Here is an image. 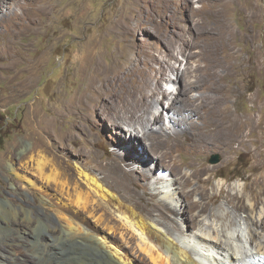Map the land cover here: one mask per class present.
I'll list each match as a JSON object with an SVG mask.
<instances>
[{
    "label": "rangeland",
    "instance_id": "374dc122",
    "mask_svg": "<svg viewBox=\"0 0 264 264\" xmlns=\"http://www.w3.org/2000/svg\"><path fill=\"white\" fill-rule=\"evenodd\" d=\"M28 1L24 0L20 7L12 6V10L24 13L21 24H17L19 23L17 20L10 23L0 22V225L5 227L9 224L22 225L28 220L31 210L37 212L40 210L41 200L26 188L25 182L16 181L11 176L6 159L9 155L13 156L14 163L19 169L25 167L22 170L24 175L36 178L37 169L29 157L37 155L44 147L54 149L52 155L55 157L57 170L59 169L57 172L69 174L72 172L69 168L75 170L74 166H78L99 177L107 188L136 205L144 215L150 217L147 214L150 212L154 219H160V211L156 207L158 201L165 200L175 205L178 203L168 196L169 192L176 188L169 184L175 176L164 170L161 160L155 157L154 152L159 155L160 152L151 151L145 146L147 150L142 153L140 146H144L147 141L135 136L136 123L131 127L121 122L122 127H125L123 131L116 127L109 115V106L103 104L101 98L95 97L94 103L81 106L79 97L87 85L86 75L93 73L98 61L106 68H109L112 62L118 61L124 65V70L127 68L146 70L148 73L153 66L156 69L153 72L155 75L153 86L156 87L159 83L164 89L167 87L168 93H176L179 86L177 82H173L176 73L166 64L167 74L163 77L160 75L161 64L153 59L164 60L169 50L180 61L171 60L172 65L180 66L181 69L186 67L187 60L182 54V48L187 42L200 41L201 28L197 20L202 19L200 18L202 14L196 12L202 10L204 0ZM236 1L237 3L230 8L235 29L239 33L244 31V16L249 13L254 14V17L248 28L258 33L253 45L254 51L250 46L245 47L239 42L241 56L237 63L240 71L237 87L233 89V96L229 99L234 112L239 111L238 113L249 116L255 111L258 102L264 103V58L262 55L255 56L256 52H264V0ZM250 2L255 3L253 9H250ZM43 5H48L50 9L48 16L41 11ZM16 31H19V34H16ZM11 55L17 59V63L10 66ZM249 59L261 60L259 71L251 68ZM194 93L196 96L201 94L199 91ZM162 96L160 94L154 100L155 115L161 106L157 102ZM108 101L111 102L110 99ZM194 104L200 110L213 113L219 110L223 102L220 99L214 102L205 94L202 101ZM164 105L166 107L167 103ZM262 111L264 114V107ZM164 116L167 117L164 120V128H168L170 124L172 126L168 112L165 111ZM149 118L150 122L143 126L154 131L159 129L160 125H153L152 114ZM216 120L219 127L215 126L211 132L201 133V136L230 144L225 153L216 150L200 159L184 154L182 156L169 154L165 162L179 177L186 173L194 177L186 182L185 194L189 195V198L187 197L189 202H197L196 200L201 198L197 168L204 165L202 167L208 166L211 171H200L202 178H210L208 189L210 193L216 195L217 200L212 210L223 213L224 216L230 211L222 199L223 193L219 183L226 185V189L232 192L243 194L246 207L238 215L232 214L227 219H217L210 214L195 217L197 222L193 226H186L187 222L183 221L190 214L188 212L187 215L180 213L173 215L172 218L177 220L179 218L183 230L203 229V223L206 221L204 230L210 224L227 229L226 232L229 233L242 229L247 238L246 212L252 210L253 203L256 204V213L264 209L263 202L260 204L254 202L257 179L264 174V169L258 165L256 145L253 142L242 145L223 128L222 119L218 114L215 116ZM127 129L130 130L127 132ZM253 136L251 133L252 138ZM114 158H119L117 160L120 165L127 171H132L130 195L121 188L122 184L117 178L119 174L116 168H112ZM215 158L218 162L212 163ZM150 171L155 177L164 180L159 184L152 182L149 187L148 191L156 193V197H152L142 185L145 182V173ZM182 181L185 182L183 178ZM11 182L15 185L12 186ZM193 189L198 191L190 194ZM47 190L48 188H45L43 191L46 195H53L52 189ZM177 208H182V205L178 204ZM196 210L197 208H191L190 212L194 214ZM165 222L167 223L161 225L164 232L183 238L182 232L173 228L172 219ZM123 232L129 240L123 239L121 236ZM215 232L218 230H211L212 235ZM105 233L110 234V229H105ZM21 234L23 233L14 231L6 233L0 229V251L25 260L26 264H38L36 258L44 253L36 246L35 235L33 232L24 233L29 238L27 239L25 235L20 238ZM114 235L119 239L118 245L124 247L129 244V248H125L126 252H135L145 258L148 264H154L140 252L136 243L131 241L130 231L122 228ZM219 237L225 240L224 233L219 232ZM245 237L243 242L238 240L235 242L241 249L246 244ZM53 256L62 258L65 253L57 250ZM2 259L0 264H9L2 262Z\"/></svg>",
    "mask_w": 264,
    "mask_h": 264
},
{
    "label": "bare ground",
    "instance_id": "6f19581e",
    "mask_svg": "<svg viewBox=\"0 0 264 264\" xmlns=\"http://www.w3.org/2000/svg\"><path fill=\"white\" fill-rule=\"evenodd\" d=\"M23 1L0 0V13H3L0 15V22L9 21L10 23V21L17 20L19 23H16L21 24L25 15L23 12L18 13L17 10H12V6L20 7L23 5ZM236 3V0H204L202 10L197 9L196 12L202 14L200 16L202 19L197 20L201 28H199L200 41L194 40L183 44L182 54L187 60L184 69L172 65L171 60L180 61L169 50L164 60L153 59L161 64L160 75L163 77L167 74L168 65L176 73V78L173 80L179 85L176 93H168L167 87L164 89L159 83L156 87L153 86L152 82L155 78L153 72L156 71L153 66L151 67L152 73H148L146 70L129 68L124 70V65L118 61L112 62V65L106 68L98 61L95 66L93 65V73L90 72L85 77L87 85L79 97L81 106L92 104L95 102V97H99L103 104L109 106V115L113 118L112 123L116 127L123 131L125 127H122L121 122L131 127L136 123L134 132L137 134L135 136L147 141L144 146H140L142 153L147 150L145 146L151 151L158 150L160 155L154 152L155 157L161 160L164 170L168 171L170 175L174 174L175 178H172V182L170 181L169 184L176 188L172 189L168 196L178 203L175 205L165 200L158 201L156 207L160 211V219H154L150 212L147 214L151 218L144 215L136 205L107 188L99 177L78 166H74L75 170L69 168L72 170L69 174L57 172L59 169L57 170V163L52 155L53 148L50 150L44 147L37 155L29 157L30 161L35 164L34 168L37 169L36 178L24 175L22 170L25 167L19 169L14 163V157L8 156L6 163L12 174L10 175L16 181L25 182L26 188L41 200L42 206L38 212L29 211L30 216L27 217L28 220L24 221L25 223L21 222L22 225L8 223L9 225L6 227L0 225V229L6 233L13 231L14 233H23L19 236L20 238L24 237V233L33 232L36 246H39L40 251L44 253L36 258L38 264L46 262L49 264H148L141 255L125 251V248H129L127 242L128 245H124V247L117 244L119 239L114 233L122 228L132 233L131 241H134L140 252L144 253L154 264H264V209L256 213V204L253 203L252 210L246 212L248 213L246 219L247 238L242 229L229 233L226 232L227 229H220L210 224L204 230L206 221L203 223V229L183 230L178 221L179 218L178 220L172 218L173 215L190 213L183 220L187 222L186 226H193L197 222L195 217L206 214L215 216L217 219H227L232 214L238 215L246 207L244 195H241L240 192H232L230 189H226V185L219 183V188L223 193L222 199L230 211L225 216L223 213L213 211V206L217 204L216 195L210 193L208 189L210 178L203 179L200 172H209L211 169L208 166L200 165L201 167L197 168L199 170L197 180L201 185V198L197 199V202H189L187 199L189 195L185 194L186 182L194 177L192 178V175L188 173L179 177L174 169L165 162L166 156L169 154L181 156L184 154L200 159L216 150L225 153L230 148V144L212 141L201 136V133H208L215 126L219 127L218 121H215V116L218 114V117L222 119L223 128L242 145H246L248 142H253L256 145V149H254L258 165L264 169V114L262 111L264 103L258 102L253 114L245 116L242 115L243 113H238L239 111L234 112L229 101L233 96V89L237 87L238 72L240 71V66L237 63L241 56L239 42L243 43L245 47L250 46L254 51L253 45L258 38V33L250 31L248 28V24L253 21L254 14L247 13L244 16L245 29L242 33L235 29L230 8ZM249 6L250 9H253L255 3L250 2ZM41 11L48 16L50 9L48 5H43ZM17 33L19 34V31H16ZM261 55L264 58V52L255 53L257 57ZM10 60V66L17 63V59L12 55ZM249 61L252 65L251 68L260 70L261 60L249 59ZM166 64L168 65L166 66ZM195 91H199L200 96L194 95ZM160 94L163 96L157 103L161 106L158 107L155 115L153 112L154 100ZM205 94H208L214 102L218 99L223 102L218 111L209 113L195 107L194 103L202 101ZM165 111L168 112V119L172 123V126L170 124L168 128L163 126L164 120L167 118L164 116ZM151 114L154 118L153 125H160L159 129L155 131L143 126L146 122H150ZM139 122L141 123L137 125ZM251 133L254 134L253 138ZM117 159L114 158L112 168H116L120 176L115 174L122 184L121 188L130 195L132 193L130 187L132 171H127ZM111 170L113 171V169ZM182 178L185 182L182 181ZM144 179L145 182L142 185L147 192H149L152 182L159 184L164 181L160 177H155L151 171L145 173ZM257 182L254 202L257 204L263 202L264 204V174L257 179ZM11 184L15 185L13 182ZM45 188L52 189L55 193L53 192V195L49 193L50 196L46 195L43 192ZM197 191L198 189H193L190 194ZM150 195L157 196L156 193H150ZM178 204L182 205V208H177ZM191 208H197L194 214L190 212ZM171 219L174 222L173 228L182 232L184 239L161 229V225ZM18 221L20 222V220ZM105 229H110L111 233L107 235ZM215 229L218 232L212 235L211 230ZM219 232L224 233L225 240L219 237ZM121 236L123 239L126 238V241L129 240L124 232ZM25 237L27 238V235ZM244 237L246 244L241 249L235 242L237 240L243 242ZM57 250L64 252L65 256L62 258L53 256ZM0 254L3 256L0 255V259L3 258L1 261L4 263L26 264L25 260L9 256L6 252L0 251Z\"/></svg>",
    "mask_w": 264,
    "mask_h": 264
},
{
    "label": "water",
    "instance_id": "95a60500",
    "mask_svg": "<svg viewBox=\"0 0 264 264\" xmlns=\"http://www.w3.org/2000/svg\"><path fill=\"white\" fill-rule=\"evenodd\" d=\"M218 162V159L217 158H215L213 161H212V163H217Z\"/></svg>",
    "mask_w": 264,
    "mask_h": 264
},
{
    "label": "flooded vegetation",
    "instance_id": "af4514ba",
    "mask_svg": "<svg viewBox=\"0 0 264 264\" xmlns=\"http://www.w3.org/2000/svg\"><path fill=\"white\" fill-rule=\"evenodd\" d=\"M1 212V211H0Z\"/></svg>",
    "mask_w": 264,
    "mask_h": 264
}]
</instances>
